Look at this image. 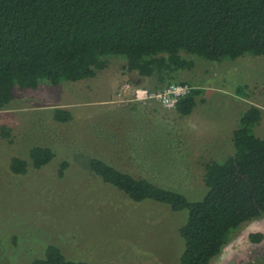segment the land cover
<instances>
[{
    "label": "rangeland",
    "instance_id": "1",
    "mask_svg": "<svg viewBox=\"0 0 264 264\" xmlns=\"http://www.w3.org/2000/svg\"><path fill=\"white\" fill-rule=\"evenodd\" d=\"M183 57L187 66L174 81L190 82L198 95L186 116L156 100L136 101L135 89L156 90V78L125 69L118 56L85 80L15 88L11 105L0 111V127L10 128V137L0 129V264H33L49 244L68 259L95 264L177 263L187 211L131 200L96 175L89 159L193 199L204 189L205 164L234 153L233 131L251 105L261 108L254 132L264 138V55ZM239 86L244 93L238 94ZM56 108L70 110L73 119L56 121ZM35 145L50 146L55 158L41 168L31 164L27 174L14 173L12 158L28 159ZM64 161L69 166L60 175ZM252 233L263 239L252 241ZM213 264H264V218L243 225Z\"/></svg>",
    "mask_w": 264,
    "mask_h": 264
},
{
    "label": "trees",
    "instance_id": "2",
    "mask_svg": "<svg viewBox=\"0 0 264 264\" xmlns=\"http://www.w3.org/2000/svg\"><path fill=\"white\" fill-rule=\"evenodd\" d=\"M183 53L215 61L264 55V0H0V111L11 105L16 87L85 80L106 68L110 56L124 58L125 69L140 76H155L156 90L173 82L191 85L174 81V73L187 66ZM196 90L177 102L181 115L196 108ZM53 117L64 123L73 114L56 108ZM261 120L256 105L241 115L234 153L205 164L204 189L193 199L98 157L89 159L90 168L133 201L187 211L176 264H213L243 225L264 218V138L254 132ZM0 129L10 137L9 127ZM55 155L50 146L35 145L28 159L13 157L10 168L24 175L31 164L41 168ZM68 164L62 163L60 175ZM33 264L95 263L68 259L60 246L49 244Z\"/></svg>",
    "mask_w": 264,
    "mask_h": 264
},
{
    "label": "built area",
    "instance_id": "3",
    "mask_svg": "<svg viewBox=\"0 0 264 264\" xmlns=\"http://www.w3.org/2000/svg\"><path fill=\"white\" fill-rule=\"evenodd\" d=\"M193 89L194 87L189 84H180L176 82L158 90L137 87L134 91V99L143 104L151 100H156L165 107L176 108L177 102L182 97L189 94Z\"/></svg>",
    "mask_w": 264,
    "mask_h": 264
}]
</instances>
